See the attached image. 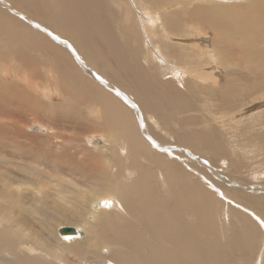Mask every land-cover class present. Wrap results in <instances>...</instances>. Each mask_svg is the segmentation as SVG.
Segmentation results:
<instances>
[{"label": "bare ground", "instance_id": "obj_1", "mask_svg": "<svg viewBox=\"0 0 264 264\" xmlns=\"http://www.w3.org/2000/svg\"><path fill=\"white\" fill-rule=\"evenodd\" d=\"M167 1L0 0L1 43L35 55L0 50V264H264V187L213 176L223 130L264 128V0ZM51 92L89 109L82 145L26 142L37 114L67 113Z\"/></svg>", "mask_w": 264, "mask_h": 264}, {"label": "rangeland", "instance_id": "obj_2", "mask_svg": "<svg viewBox=\"0 0 264 264\" xmlns=\"http://www.w3.org/2000/svg\"><path fill=\"white\" fill-rule=\"evenodd\" d=\"M55 1H57V0H55ZM185 1L186 0H184V2L181 3L179 0H168L167 4L171 8L169 9L170 13L167 14L166 16L171 17V14L173 12L179 13L180 9L184 5ZM257 1L258 0H241V1H239V4L242 6V8H239V9L240 10H247V9L253 7L257 3ZM177 2H179V4H176ZM237 4H238L237 0H229V1H227V3H225L224 7H236ZM213 6H214L213 3H206L204 6H202V8H213ZM19 12H23V11H19ZM196 22L202 28H207V26L204 24V22L200 18H197ZM210 31L213 32V35L215 33H217L216 32L217 30L211 29ZM222 32H224V31H222ZM222 32H221V34H225ZM225 35H228V34H225ZM228 36H231V35H228ZM1 39H2V36H1ZM233 41L238 43L240 40L238 39V37H236V38H233ZM12 44H14V45H11V48H10V46H8V45H7L8 47L3 45L1 43V40H0V50L4 51V52H6V50H8L9 53H11L13 50L16 51L15 57L19 60H22V59L28 58V57L29 58L35 57V55L33 53H29V55H27L26 52H28V51L23 49L24 48L23 45H21L19 43H15V42H12ZM4 47H7L6 50ZM8 48H10V49H8ZM43 52L46 55L45 64L48 67L50 65L49 58L47 57V52L44 50H43ZM161 78H164V77L161 76ZM166 78L167 77H165V79ZM76 88H78V87H76ZM181 90H182V92L191 93V90H193V88L192 87L183 88V86H181ZM85 91L87 92V90H85ZM205 94H207V93H205ZM198 96L201 99L203 98V95L202 96L198 95ZM42 98L45 102H48L50 104L51 103L55 104L57 101V103H60L61 105H63L67 109V113L64 112V113H61L59 115H57L56 113H52V114H49L47 117H43V113L37 114L36 117L38 118V121H40V124H42L46 127L45 128L46 130L42 131V130H36L35 128H29L28 125H30V123H32V122H28V124L26 123V127L24 128L25 131L27 130L28 134L33 133V136L36 137V138L30 137V139H27L26 142L30 143L34 147H37V146L41 145V141L39 138H37V135L46 136L48 134H51L49 132H52L55 134L56 133H60V134L62 133L61 135H64L67 137H68V135L69 136L76 135L78 137V139H82L81 136L84 132H86V134H87L88 133L87 131H92V128L88 126L90 124V118H91L89 109L87 107L85 108L84 105L82 108L81 107L82 103H79L80 104L79 105L78 103H76L74 100H71L70 98L67 100H63L60 96H58L57 94H55L53 92L49 93L47 98H45V97H42ZM190 99L194 100V96H190ZM259 100L264 101V97H260ZM58 101H60V102H58ZM199 103L201 105H203L202 101L201 102L195 101L192 103V105L199 106L200 105ZM255 103H257V102H255ZM72 104H74V105H72ZM256 106H258V104ZM221 107H223V106H220L219 101H217L216 103L214 102V106L211 107V111L213 112L215 109H219ZM249 107H252V106L250 105ZM76 108H79V109L77 110ZM200 108L202 109V107H200ZM263 108H264V104H261L259 106V110L262 111ZM251 109L252 108H249L248 113H250V114L255 113L256 110L254 109L251 112ZM202 111H204V110H202ZM202 111H200V113ZM205 112L206 113L203 114V116L202 115L200 116L199 113L191 112L192 114H190L189 116H191V118L192 117L196 118V121L195 122L192 121L191 123L194 126L199 124V123L200 124L202 123V126H203V123L206 120L211 118V117L209 118V115H211V112H208L206 110H205ZM77 113L80 115H78ZM17 116H15V118H13L12 120L15 121ZM171 116H173L174 119H178L181 117V114L175 112L172 115H168L167 118L169 119V121H170ZM251 117H252V115H251ZM41 121H43V123ZM212 121H214L213 125H215L216 124L215 120H212ZM212 121H208V122L206 121V125H210L209 122H212ZM244 122H246V121H244ZM18 125L19 124H17L16 129H18ZM259 126L260 125L257 124L254 128H246L245 123H244L243 125H240L239 127L234 126V128H236V127L240 128V129L234 130V132H231V129L223 130V132H221L223 134H226L228 137H230V135H231L230 139H231V142L233 144L228 145V148L230 151H229V154L225 157V162H226L225 164L217 162V161H216V163L213 162V164L215 166L214 168L216 170L215 173L213 174V176H215V177L225 176V178H227V179L236 180L237 182H242V184L245 183V185L242 186L243 188H246V186L248 187V186H253V185H262L264 187V175H263V173H264V171H263L264 170V128L261 129ZM209 128L210 127H207V129H206L203 126V128H201V130H199V132H206V131H208ZM60 130H61V132H60ZM249 130H251L250 133L248 132ZM28 131H30V132H28ZM196 131H198V130H196ZM225 131L227 133H224ZM41 132H43V133H41ZM35 133H36V135H34ZM216 142H218L221 145L226 146V143L223 140L218 139ZM82 144H83V139H82L80 145H82ZM190 161L195 162L197 160H191L190 159ZM145 163L146 162H144V165L147 166V164H145ZM179 163H181L180 160H179ZM217 163H219V165L221 167L219 166L217 168L216 167ZM191 165H192V163H191ZM254 172L256 174L258 173V175H255ZM196 179H199V178L197 177ZM251 188H253V187H251ZM242 190L244 192L248 193V194L245 193V195H249V194L255 195V194H252L255 191L251 192L250 189L248 191L246 189H242ZM255 193H258V192H255ZM167 202L168 201L166 200V204L168 205ZM253 218H255L254 215H253ZM186 220H187L186 218H184L182 220V223H184L183 225H186V224L190 225V221L186 222ZM57 224H59V223H57ZM66 225H72V224L61 223L59 225H56V228L59 229L60 227L66 226ZM74 226H75V224H74ZM56 233H57V231H56ZM57 236H58V234H57ZM58 238L61 239L62 241H65V239L62 236H58ZM65 252L66 251L62 250V253H61L62 258H64ZM103 254H105V253H103ZM228 256L230 257L231 254L229 253ZM64 259L67 261L66 258H64ZM82 263L86 264V261L79 262L78 264H82Z\"/></svg>", "mask_w": 264, "mask_h": 264}, {"label": "water", "instance_id": "obj_3", "mask_svg": "<svg viewBox=\"0 0 264 264\" xmlns=\"http://www.w3.org/2000/svg\"><path fill=\"white\" fill-rule=\"evenodd\" d=\"M58 232L62 235L64 234H73L76 232V229L71 226H62L58 229Z\"/></svg>", "mask_w": 264, "mask_h": 264}]
</instances>
